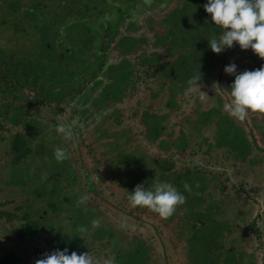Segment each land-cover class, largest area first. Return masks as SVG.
<instances>
[{"label":"rangeland","instance_id":"1","mask_svg":"<svg viewBox=\"0 0 264 264\" xmlns=\"http://www.w3.org/2000/svg\"><path fill=\"white\" fill-rule=\"evenodd\" d=\"M1 1L2 0H0V2ZM23 1L27 4L30 3L29 0ZM141 1L142 2L137 0L135 4L137 6H139L140 3L143 4V0ZM5 4L4 1L0 3V5L3 6V10L7 8ZM46 4H49V1H46ZM180 4L181 1H174L168 5L162 4L159 1L149 6L147 12H143L142 10L140 13L141 17H144L145 20L149 16L154 20V22L151 23L152 28L148 29L146 32L153 40H155L158 35H161L162 39L165 38L163 41L166 39L169 41L168 47L156 49L157 51L153 52L151 60L148 57V59L143 60L141 64L138 62L139 68H141L139 73L140 78L141 74L143 75V73H141L143 70L141 65H145L148 70L151 64H158L159 68L158 80H154L152 84H148L149 86L147 88L143 86L139 89L145 94L141 100L135 96V86L137 82L132 75V63L116 62L117 67L115 73L104 71L102 74V76H108V80L102 85H95V87L88 88V92H90L93 99V107L88 108V106H91L89 102L87 103L88 106H86V103L83 104L84 98H81L83 99L80 101L81 103L78 102L85 110L88 108V114L85 112L77 114V117L82 116L85 120L83 124L80 122L85 128L83 140L82 138H76L74 136V131L76 132L78 130V122L73 121L70 117L72 108L66 102L54 106L53 111L54 113L56 112L54 116L51 112H46L45 110H40L38 113H35V118L33 119L34 125L31 127L29 126L31 124H25V122L30 119H25L26 121L20 125H12L9 122V126L14 128L11 132L0 130V255L7 254L8 252H15L21 259L27 260V263L34 264L35 260L38 259L41 254L53 250L52 243L47 241V238L52 234L51 232L41 231L33 238L22 240L18 232L21 229L23 220L17 218L14 220L8 219L7 215L3 213L15 212L20 215L22 211L30 212L25 208L32 206L33 213L31 212V215H33V217L31 218H33L35 222L39 223L40 221L37 225H40L42 228L46 227V229L50 230L54 225L58 227V225L64 224L66 225V232L71 233L74 230L80 231V228L83 227L85 231L82 232L80 238H84L85 240V253H90L96 259L97 264H104L105 259L112 260V247L106 243L108 240L112 239L110 237H114V241L120 239L123 245L122 248H128L130 245L134 246L133 238L135 237L142 238L147 245L148 243H152L149 256L151 258H156L157 261L155 264H188V242L186 239L189 235L181 233V226L184 223H179V221L188 222L185 216L183 214H177L174 218H162L156 213H150V210L143 211L147 209L146 207L130 206L127 200L129 191L133 190L132 185L139 184V182H142V179L139 178V175H137L138 172H136L137 170L134 169V167H137L135 164H133V169L131 167L123 169L121 164L122 160H128V158H124V156L130 155L131 160L135 158L138 160L142 154L154 158L155 154L165 151L169 156H173L177 159H193L194 161L198 160L203 162L204 167L207 168L206 175L211 178L205 193L207 202L204 203L203 207L207 206L211 200L214 199L216 201L215 212H217L218 202H221L223 206L217 218L220 220L230 219L239 223V226L235 230L231 229L228 231L227 239L222 238L221 242L226 241L227 244H229L233 238H239L238 243L243 245L242 247L248 248L246 249L248 253L242 258L244 261H241V264H264V247L258 245L254 237L250 235L252 232L248 230L246 231L247 236L241 237L242 233L245 235L244 227L242 226H244L243 223H248V217L253 219L257 216L261 218L260 221L264 224V131H261L255 125H264V113L248 112L244 120H236L231 117L249 133L252 130L250 135L256 139V142L253 143L252 152L248 158L255 157V163H250L248 158L234 157V155L228 153L225 148L213 151L214 147L212 146L213 144L215 145L216 142L214 127H216L217 123L213 124V128L204 125L200 129L198 136L189 137V144H184L185 148L182 149L181 145L185 143L182 140L187 133L184 135L181 134V131L186 129V126L188 128L190 123L196 124L197 121L199 122V119H206L200 114L202 110H196V107L201 104L203 110L209 108L213 104V101L215 102L210 96L213 94L212 92H215L216 87L202 83V85H199L200 88H195L193 92L188 94L184 93L183 96L178 95L180 89L176 87L175 84L168 81L173 80L174 75L177 73L182 74L181 78H185L189 75L187 71L182 70L181 67V70H173V75L171 74V77L167 81L168 76L166 77L164 74L167 70L162 64H165L166 60H170L171 62L175 61L176 63L177 59L181 57L183 49L178 48L176 50L172 47V30L176 25L165 22L167 19L166 14H169ZM52 5H49L51 9L55 12H61L60 7H58V10H55L57 9L55 3H52ZM41 6L46 5L43 4ZM151 11L153 13H151ZM27 15L28 12L26 16L21 14L22 17H20L19 22L15 20L4 22V17L0 19V61H6V58H12L13 55H17L19 58L17 61L20 63L23 56H31L33 58L40 50L44 51V47L43 49L40 47L37 48L35 39L37 37L45 39L46 35L44 33L46 31H43L45 26L41 27V31L39 29H30V25L27 22ZM64 15L65 12H62L61 16ZM72 16H74V14L68 11L65 18L61 21V25ZM114 17L115 16L111 15V19L114 20ZM43 20L44 23H47L45 18ZM74 22L75 21H72L67 24L66 32L68 34H74L71 30L74 27ZM96 26H98L97 23H94L93 26L89 25L91 30H95ZM183 26L184 25H181L180 29H185ZM53 28H56V26L53 25ZM79 28H82L81 30L84 32L83 26ZM89 36L90 34L85 35L83 33L79 35L81 40ZM200 36L201 43L199 44V50L203 53V61L200 63L202 64L207 58L210 59V48L208 47L207 36L205 38L202 35ZM200 36L197 35L198 41ZM97 37L99 36L95 38L97 39ZM47 38L50 39V37ZM137 44L138 42L133 45L137 47ZM234 47L240 50L239 46L234 42L233 47L225 48L221 52L231 50ZM134 48L128 46L125 50V54L132 53ZM246 50L249 51H246V54L250 53L258 59V56L254 54L250 48ZM116 51V44L112 42L110 53ZM50 52H53L55 56L59 55L60 59L62 58L60 54L63 52L59 49L53 50V48H51ZM79 53L82 54L81 51ZM217 54H220V52ZM240 55L242 54L239 53V51L236 52L235 60H239L236 69H241V71L245 69L249 70L252 67L250 65V63H252L251 58L244 55L240 57ZM229 63H232V61L227 60L223 65V69L224 66ZM122 66L127 70V76L124 79L125 85L123 84L125 88L123 86L118 88L117 85L112 87L113 82L110 75L117 78ZM192 66L195 68L197 65ZM206 66L210 67V63L204 65L201 70H207ZM72 68L76 70L82 69L78 63ZM63 69L65 71L68 70L66 68ZM63 69L61 71H63ZM211 71L212 69H210V72ZM93 72H95V70L89 68L87 80H79V82L77 79H73V81L61 80L63 78L69 79L68 77H73L70 73L65 72L60 75L58 82L62 83H58L57 86L69 88V91L71 88H78L83 84L89 87L95 81V78L92 77ZM192 72L194 73L195 71L192 70ZM56 74L59 75V73ZM143 76L145 77L146 74ZM214 76L218 78L216 71ZM231 76H233V74L224 72V76L220 79L223 83L222 87H220L221 89L231 84ZM185 84L182 85V88ZM228 92L229 91L226 92L225 90L221 91L223 94H228ZM168 94H172L176 97L174 100L175 103H179V100L186 98V101L184 100V103H182L186 108L182 106L180 115L173 116L171 114V107L166 106L165 103L167 101V96H169ZM57 108L63 109L59 111ZM0 111H2V108ZM145 111L156 113L159 116L161 115V117L157 118L163 126L168 124V126L170 125L171 128H173L172 122L174 120H179L180 122L181 119L182 121L185 119L186 121L189 120V122L187 125L183 123L181 126L176 124V128L179 131H174V133L170 130L165 131L164 136L167 138L165 140L172 143L166 148V142L164 145L160 146V144L153 143L151 139H149V132L144 134L147 131V127L150 126L151 120L149 114L147 115V120H145ZM181 112L186 113L185 116H183ZM1 114L0 112V115ZM189 114L192 115L190 118ZM77 117L75 116L74 118ZM51 118H53L56 123L53 122L50 124ZM47 123H49V125H47ZM58 123L72 125V134L68 139H64L63 136L60 135L61 137L59 140V135L56 134L54 130ZM144 129H146L145 132H143ZM103 131L106 132V135H102ZM204 134L207 139H204ZM15 135L20 138L24 136L23 140L21 138L22 145H20L18 149L14 147V143L12 145ZM241 140L242 138L239 139V141ZM83 141L85 143H83ZM56 146H63L68 150V161L72 163L73 167L69 166V162L63 164L62 161L57 162L53 158L52 153ZM167 160L168 159L162 161L160 158H156V160L152 159L149 163L146 161V173L149 174L150 171L148 170L154 168L152 171L155 172L154 175L161 178L155 179L154 181L163 180L167 182L169 178L167 172H171L172 170L170 162L176 165L179 164L178 166L181 168L183 167V164L179 161ZM118 163H120V165H118ZM198 169L201 170L202 168ZM90 170H95L96 172V180L98 182L97 189H93L88 185L90 184V180L93 181V179H89V176L92 175ZM138 170L140 169L138 168ZM52 172L54 175L61 172L63 177L57 175V178L61 182L60 187H65V192L59 189L60 191H57L55 195L57 199L56 203L51 206L47 197H41L35 193V190L40 186V183L45 180L48 173L51 175ZM14 174L16 176H14ZM28 177L30 178L29 184H25L24 181ZM176 178L178 177L173 178V180ZM145 179L146 178H144V181ZM25 188H27L30 192L29 194L33 196L32 200L28 198ZM70 189H72V191H70ZM71 195L73 199H71L69 203L68 201L65 202L67 197ZM81 195H87L88 197L84 203L78 202V197ZM7 200L10 202L6 203ZM20 205L23 209L21 211L16 210L15 207ZM136 209L137 212H135ZM93 220L97 222L95 225L92 224ZM85 224H91V229L89 230L88 225ZM101 227L106 230H114L113 235H108V238L105 237L103 239V242H105L104 244L98 240V237L101 236V232H98L97 228ZM262 227H264V225H262ZM184 232H186V230ZM199 235L204 239L205 233L202 232V234ZM104 236L106 235L104 234ZM180 237L183 238L181 239ZM70 238L71 237H69V240ZM151 239L154 241H150ZM200 246L203 247L204 245L200 244ZM191 249L192 246L189 248V254ZM126 255L129 257V252ZM164 255L167 258H165ZM199 259L200 257L198 256V260Z\"/></svg>","mask_w":264,"mask_h":264},{"label":"trees","instance_id":"2","mask_svg":"<svg viewBox=\"0 0 264 264\" xmlns=\"http://www.w3.org/2000/svg\"><path fill=\"white\" fill-rule=\"evenodd\" d=\"M3 1L6 3L5 5H7L6 9L3 10L2 8L3 11H7L10 14L13 13V11L16 12L22 10L25 16L28 12L27 16L30 18L29 20H27V22L30 25V29H39L41 31V27L45 26L43 31H46L44 33L46 36L45 39H41L40 37H37L35 39V44L42 49L44 47V51L40 50L37 55L33 57L34 59L31 56H23L20 60L19 66L20 69H23L21 71L18 68L19 72H15L13 77L14 79L9 84L8 90L13 94L14 98H11L12 103L8 106V112L3 117L4 121H1L0 119V130L11 132L14 128L9 126L10 123L12 125H20L21 123L26 121L25 119L34 117L35 113H38L40 110H45L46 112H51L53 116L55 115L56 112L54 113L53 111L54 106L59 104H55V98H59V100L62 99L63 93L62 91L60 93L53 92L51 85H49V82H54V80L56 79L55 74L59 73L60 67L68 69L67 71L63 70L62 73L68 72L73 76L68 77L69 79L63 78V80L73 81V78H75L79 82V80L87 79V72L89 71V68L97 71L98 74L104 71L115 73L117 67L116 62L130 64L132 63V75L134 76L135 81L138 82V80L140 81L141 79L142 85L147 88L149 86L148 84H152L154 80H158V64H151L149 70L145 65H141L143 68L141 73H143V75L146 74V76L144 77L141 74L140 78L139 73L141 68H139L138 62L141 64V62L148 59V57L151 60V55L153 54V52L157 51L156 49H164V47H168L169 41L167 39L163 41L165 38L162 39L161 35H158L157 38L153 40L146 32L148 29L152 28L151 23H153L154 20L151 19L150 16L145 20L144 17H141L140 13L142 10L143 12H147L148 7L155 2L160 1L162 4L168 5L174 1H181L180 5L175 7L169 14H166L167 19L166 21H164L176 25L172 30L173 37L171 39V44L174 49L177 50L178 48H182L183 51L181 53V57L177 59L176 63L175 61H169L168 63L162 64V66L167 70L164 74L166 75V77L168 76V81L171 77V74L173 75V70H181V67L182 70L187 71L189 75L185 78L183 77L184 79L181 78L182 74L176 72L177 74L174 75L173 80L168 81L172 82L176 87L180 89V92H178V95L180 96H183L185 93V88L187 86L185 83L187 79L193 74L192 70H194L195 73H198L199 71L201 73V78L199 81H197L198 85H202L203 83L208 86L216 87V93L212 92L213 94L210 96V98L215 100V102L213 101V104L206 110L202 109L201 104L197 105L196 107V110H202L200 114H202V116H204L206 119H199V122L197 121L196 124L190 123L188 125V128L186 126V129L181 131V134L185 135V133H187L185 136L182 135L184 136V139L182 141L185 143H183L181 147L182 149H184V144H189V137L198 136L200 129L204 125L213 128V124L217 123L216 127H214L216 142L215 145L213 144L212 146L214 147L213 151L225 148L226 151H228V153L230 154H233L234 157H241L244 159L248 158L251 154L253 143L256 142V139H254V137L250 135V133H252V130L249 133L244 127L235 122L233 118L229 117L227 113L222 110L223 103L229 102L231 97L230 89L228 88L230 84L227 87L221 89L220 87H222L223 83L220 81V79L224 76L223 65L227 62V60H231L232 63L238 65L239 60H235L236 52L238 51L242 54L240 55V57H243L244 55L251 58L252 63H250V65L252 67L249 70L259 68L260 65L264 63V59H261L259 57L257 59L251 54H246L247 52H249H246V49L238 50L234 47L231 50L220 52V54L214 53L210 49V59L207 58L205 62L200 64L203 61V53H201L199 50V44L201 43L200 35H202L204 38L207 36L206 38L208 39L214 36H218L221 33V29L218 26L214 25V23L210 20V14L206 13L203 8L206 0H143V4L140 3L139 6L135 4L137 0H29V4H27L23 0H2L1 2ZM46 1H49V4H46ZM138 1L142 2L141 0ZM52 3H55L57 5V9L55 10H58V7H60L61 12H55L53 9H51L49 5H52ZM43 4L46 6H41ZM68 11L72 12L74 16L64 21L61 25V21L65 18ZM62 12H65L64 16H61ZM151 13L153 12L151 11ZM111 15L115 16L114 20L111 19ZM44 18L47 23H44ZM14 20L16 22H19V19L15 18ZM6 21L7 20H5L4 22ZM72 21H75L74 27L73 29H71L72 33L74 34H68L66 32V27L67 24L71 23ZM94 23H97L98 26H96L95 30H91L89 25L93 26ZM53 25L56 26V28H53ZM181 25H184L183 27L185 29H180ZM80 26L84 27L83 31L85 33L82 32V28H79ZM80 33H83L85 35L90 34V36L81 40V38L79 37ZM197 35L200 36L199 41ZM96 36L99 37H97L96 39ZM47 37H50V39H48ZM112 42H115L117 51L110 53ZM136 42H138L137 47L133 45ZM60 45H63L61 49V52L63 53L60 54L62 56L61 59L59 55L55 56L53 52H50L51 48H53V50L58 49ZM128 46L135 48L132 53L125 54V50ZM80 51L82 52V54L79 53ZM92 58L95 60H92ZM77 62L78 64H81V70L72 68ZM209 63L210 67L206 66L207 70L202 71L201 68H203L204 65H208ZM192 65L197 66L193 68L194 66ZM210 69H212L211 72ZM215 71L219 79L214 76ZM236 71L240 72L241 69H236ZM25 72L31 73L29 75H25ZM126 72V68L122 66L120 69V74L117 78L113 75H110L113 82L112 87L117 85L118 88L120 86H123L125 88L124 79L127 76ZM36 76L39 77L37 78ZM103 77L99 79L98 76L96 81L102 83L104 80ZM107 79H109V77H107ZM233 79L234 74L233 76H231L232 81ZM55 81L58 82V80ZM184 84L185 88H182V85ZM29 86L34 88L35 91L33 93V96L35 98L24 102V100H21V98L19 97L21 96V94H24V88ZM222 90L229 92L228 94H223L221 93ZM17 92H19V95H17ZM168 95L169 96H167V101L165 103L166 106L171 107V114L173 116L180 115L182 106L185 107V105L182 103H184V100L186 98L179 100V103H175L174 100L176 99V97L172 94ZM49 96H52V98H49ZM11 107H14L17 111L12 116H8L9 110L12 109ZM84 110L85 109L78 104L75 109H72V112L70 114L72 120L78 122V130L76 132L74 131V136L76 138H82V140L84 139L85 128L81 125V123L83 124L85 120L82 116L77 117V114L83 113ZM148 114L149 118L151 119L150 126L147 127V131L146 129L143 130V132L146 131L144 134L149 132V139H151L153 143L160 144V146L164 145V143L166 142V148H168L172 143H169L165 140L167 139L164 136L165 131L170 130L174 133V131H179L176 128V124H178V126H181V124L183 125V123H185V125H187V123L189 122V120L186 121L185 119H183V121L181 119L180 122L179 120H174L172 122L173 128H171V126H168V124L163 126L157 118L161 117V115L159 116L156 113H149L145 111V120H147ZM181 114L185 116L186 113L181 112ZM75 116L77 118H74ZM191 116L192 115L189 114V118ZM53 122H55V120L51 118L50 124ZM25 124H31L29 125L31 127L34 125V121L27 120ZM47 125H49V123H47ZM196 125H198L199 127ZM255 125L261 131H264V125ZM102 135H106V132L103 131ZM60 137L61 136L59 135V140ZM203 137L204 139H207L205 134L203 135ZM21 138L23 140L24 136H22ZM21 138L15 135V138L12 142V145L14 143V147H16L17 149L20 145H22ZM240 138H242L241 141H239ZM83 143L85 142L83 141ZM65 150L69 156L68 150L66 148ZM124 158H128V160H122L121 164L123 166V169L128 167H131L133 169V164H135L137 167H134V169L137 170V175H139V178L142 179L141 181L143 182L144 178H146L143 182V186L145 188H149L155 179H161L154 175L155 172H152L154 168H150L151 166L148 170L150 171L149 174L146 173V161L147 163H149L150 161H152V159L156 160V158H160L162 161L168 159L167 161H179L181 164H183V167L181 168L180 166H178L179 164L176 165L175 163L173 164V162H170L172 170L171 172H167V175L169 176L167 182L171 183L173 186H176L177 190L185 196L184 203L177 205L175 211L169 217L174 218L177 214H183L188 220L187 223L179 221V223H184L181 226V233L189 235L186 239V241L188 242V264H241V261H244L242 260V258H244L248 253L246 250L248 248L242 247L243 245L238 243L239 238H233L229 244H227L226 241L221 242L222 238L227 239L228 231L231 229L235 230L239 226V223L236 221L234 222V220L232 221L228 218V220H220L219 218H217V215L218 213H220L221 207L223 206L221 202H218L219 204L217 205V212H215L216 201L214 199L211 200V202L207 206L203 207L204 203L207 202L205 193L207 191L208 184L211 181V178L206 175L207 168L204 167L203 162L198 160L194 161L193 159H177L173 156H169L165 151L155 154L154 158L145 156L144 154H142L138 160L136 158L131 160L130 155H125ZM255 160V157L248 158V161L250 163H255ZM67 162H69L68 157L67 159L62 161L63 164H66ZM118 165H120V163H118ZM69 166H72L71 162H69ZM138 168L140 170H138ZM190 168L191 170H189ZM198 168L202 169L199 170ZM90 172L92 173V175L89 176V179H93V181L90 180V184L88 185L93 189H97L98 182L96 180V172L95 170H90ZM57 175L63 177L61 175V172L57 173L56 175H54L53 172L51 173V175H49L48 173L47 177H45V180L40 183V186H38L35 190V193H37L41 197L46 196L51 206L56 203V192L60 191L59 189L64 190L65 188L60 187L61 182L57 178ZM14 176L16 175L14 174ZM175 177L178 178L173 180V178ZM29 181L30 178L28 177L24 181V183L29 184ZM142 182H139V184H141ZM185 182L189 184L191 188L190 192L184 190L183 184ZM135 185H132V187H134ZM70 191H72V189H70ZM25 192L28 194V198L32 200L33 196L29 194L30 192L27 188H25ZM71 199H73L72 195L67 197V200L65 202L68 201L69 203ZM7 202L10 201L7 200L6 203ZM15 209L21 211L23 208L20 205L16 206ZM25 209L29 210L30 212L22 211L20 212V215L16 214L15 212H3L7 215L8 219L14 220L17 218L23 220L21 229L18 232V235L22 240L33 238L41 231L51 232L52 234L49 236V238H47V241L52 243L53 250L57 248H67L69 253H71L72 251H76L77 254L85 252V240L84 238H80L82 232L74 230L73 232L68 233L66 232V225L64 224H60L58 225V227L54 225L50 230L46 229V227L42 228L40 227V225H37L40 223V221L38 223L35 222L33 218H31L33 217V215H31V212L33 213L32 206H29V208ZM143 211L149 210L145 209ZM135 212H137V209ZM150 213L154 212L150 211ZM85 225H88L89 230L91 229V224ZM243 225L245 226H242L245 229V235H243L242 233L241 237L247 236L246 231L249 230L252 232V234L250 235L254 237V239L258 242V245L260 247H264V227L260 226L258 220L251 219L248 224L243 223ZM185 230L186 232H184ZM97 231L101 232V236L98 237V240L103 244L105 243L103 242V239L105 237L108 238V235H113L114 232L113 229L106 230L103 227L97 228ZM202 232L205 233L204 239L199 235L202 234ZM104 234L106 236H104ZM69 237H71L70 240ZM110 238L112 239L108 240L106 243L111 245L112 247L113 264L156 263V258H151L149 256L150 245H147L142 238H133V243L135 245H130L128 248H122L123 245L120 239L114 241V237ZM180 238L182 239L183 237ZM200 244L204 246L202 247L200 246ZM191 246L192 249L189 254V248ZM128 252L130 254L129 257L126 255ZM198 256L200 257L199 260ZM41 257L42 254L39 256V258ZM164 257L167 258L165 255ZM22 260L23 259H21L20 256L15 252H8L7 254L0 255V264H29L26 262L27 260Z\"/></svg>","mask_w":264,"mask_h":264},{"label":"clouds","instance_id":"3","mask_svg":"<svg viewBox=\"0 0 264 264\" xmlns=\"http://www.w3.org/2000/svg\"><path fill=\"white\" fill-rule=\"evenodd\" d=\"M203 8L210 14L214 25L221 29L218 36L207 39L212 52L219 53L225 48H231L235 42L240 49L250 48L259 58L264 59V0H206ZM223 71L234 74V79L228 87L231 99L223 103L222 110L236 120H244L248 112L264 113V63L259 68L240 72L236 71L234 63H229L224 66ZM200 78L199 71L187 79L185 94L200 88L197 84ZM54 130L56 134L68 139L72 134V125L58 123ZM52 155L57 162L68 157L63 146H56ZM183 188L185 191H191L187 182L183 184ZM87 199V195H81L78 202L84 203ZM127 200L132 207H146L160 217L167 218L172 215L177 205L184 203L185 196L169 182L154 181L149 188H145L143 183L135 185L133 190L129 191ZM96 223L95 220L92 221L93 225ZM80 231L85 229L81 227ZM34 264H97V261L90 253H69L67 248H57L42 254ZM104 264L113 262L111 259H105Z\"/></svg>","mask_w":264,"mask_h":264},{"label":"flooded vegetation","instance_id":"4","mask_svg":"<svg viewBox=\"0 0 264 264\" xmlns=\"http://www.w3.org/2000/svg\"><path fill=\"white\" fill-rule=\"evenodd\" d=\"M2 8H3V6L0 5V19L2 17H4V19L7 20V21L14 20L15 18L20 20V17H22L21 14L24 15V12L22 10L16 11V12L13 11V13H10L9 14L7 11L6 12L3 11ZM28 20H29V17H28ZM33 45H35V44H33ZM62 47H63V45H60V47L58 49L61 51ZM37 48H39V46H37ZM245 51H248V50H245ZM18 59L19 58H18L17 55H13L12 58L11 57L6 58V61H0V110L2 108V111H0L2 113L1 114L2 116L0 115V119L1 120L4 119L3 117L8 112V106L12 103L11 98H14L13 97V94L8 90V87H9V84L14 79L13 77H14L15 72L20 69V66H19L20 63H18V61H17ZM65 60H66V56H65ZM92 60H95V59L92 58ZM169 61L170 60H166V63H168ZM80 66H81V64H80ZM22 69L23 68H21L20 70L22 71ZM59 69H60L59 70V75L55 74V78H56L55 80H58V81H59L60 75L63 74L62 73L63 71H61L63 69V67H60ZM25 73H26L25 75H29L31 72H25ZM102 74H103V72H100L99 74H98L97 71L93 72L92 77L95 78V81L89 87H86V85L83 84V85H81L78 88H76V87L75 88H71L70 91H69V88H63L61 86H57L58 83H62V82H56L55 80H54V82L53 81H50L49 82L50 83L49 85H51V88H52V91L53 92H55V93L59 92L60 93L62 91V93H63V97L60 100H59V98H55L54 97L55 98V104H57V103L61 104V103L66 102L72 109H75L76 106L78 105V102L81 103L80 101L83 100L81 98H84L83 104L86 103V106H88L87 103L89 102L91 106H88V108L93 107V102H92L93 99H92V97L90 95V92H88V88L95 87V85H102L106 80H108L107 79L108 76H105L104 75V77H103ZM98 76H99V79H101L102 77L104 78V80H103L102 83H99V81H96V79H97ZM36 77L38 78L39 76H36ZM33 78H35V77H33ZM73 79H75V78H73ZM61 80H63V79H61ZM86 80L87 79H83L82 81H86ZM70 81H72V80H70ZM141 86L143 87L142 81L140 80V81H138L136 83V86H135V88H136V94H135V96H137V98H139L140 100L142 99V97L145 96L144 92L141 91V90H139L141 88ZM34 91L35 90H34L33 87H30V86L29 87H26V88H24V94H21V96L19 98H21V100H24V102H26L28 100H32V99L35 98L33 96ZM17 95H19V92H17ZM49 98H52V96H49ZM137 104H139V103H137ZM88 108H87V110H84V112L86 114H88ZM62 109L63 108L59 109V111L62 110ZM16 111L17 110H15V108L13 107L12 109L9 110L8 116H12ZM34 118L35 117H30L28 119H30L31 121H33ZM189 170H191V168ZM255 219L258 220V223L260 224V226L264 225V224H262L261 221H259V220H261V218L255 216V218H253V220H255ZM248 220L250 221L251 218L248 217ZM249 221H248V223H249ZM244 232H245V229H244ZM243 235H244V233H243ZM143 241H145V240H143ZM150 241H154V240L151 239ZM148 245H150V250H151L152 243L151 244L148 243ZM150 253H151V251H150Z\"/></svg>","mask_w":264,"mask_h":264}]
</instances>
